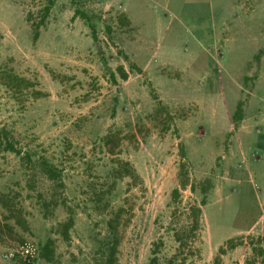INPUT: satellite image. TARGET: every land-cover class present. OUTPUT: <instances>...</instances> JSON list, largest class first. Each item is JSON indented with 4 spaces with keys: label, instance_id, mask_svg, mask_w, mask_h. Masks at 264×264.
Listing matches in <instances>:
<instances>
[{
    "label": "rangeland",
    "instance_id": "obj_1",
    "mask_svg": "<svg viewBox=\"0 0 264 264\" xmlns=\"http://www.w3.org/2000/svg\"><path fill=\"white\" fill-rule=\"evenodd\" d=\"M48 1L0 0V264H102L110 219L115 264H264V0Z\"/></svg>",
    "mask_w": 264,
    "mask_h": 264
},
{
    "label": "trees",
    "instance_id": "obj_2",
    "mask_svg": "<svg viewBox=\"0 0 264 264\" xmlns=\"http://www.w3.org/2000/svg\"><path fill=\"white\" fill-rule=\"evenodd\" d=\"M53 4H54V0H49L47 4H45L41 8L40 11L42 14V17H41L42 24L45 23L46 18L50 14ZM75 13L77 15H81L83 18L87 20L92 19V17L89 14H87L81 9H77ZM98 21L102 23V18H99ZM39 27L40 25L38 26V28ZM35 35L36 36L39 35V30L36 31ZM1 152H13L18 155H21L22 153L21 149L18 148L16 145V141H15L13 134L5 126H0V153ZM25 154L30 161H33L31 154L29 152H26ZM37 161L40 162L39 160ZM46 171L50 178H55L56 176L60 175V173L57 172V169L53 164L48 165V167H46ZM127 175H132V174L128 173ZM4 198L5 196L1 195L0 197L1 201H3ZM195 209H196L197 214L201 213L200 208H195ZM10 226L12 225H10V223L8 222V216L0 215V231L3 230V228L4 229L9 228ZM108 231H109V234L103 240H101V248H102L101 250L103 252L102 253V259H103L102 264H115L116 252H117L116 249L119 243V235H118L117 228L113 225L112 219L109 220V230ZM49 254H50V251L48 249V246L44 247L42 251V255L45 256L49 260L50 259ZM155 264H159L157 259H155ZM165 264H183V263L181 260H178L176 258H169L165 262Z\"/></svg>",
    "mask_w": 264,
    "mask_h": 264
},
{
    "label": "built area",
    "instance_id": "obj_3",
    "mask_svg": "<svg viewBox=\"0 0 264 264\" xmlns=\"http://www.w3.org/2000/svg\"><path fill=\"white\" fill-rule=\"evenodd\" d=\"M6 264H40L39 250L33 242L23 244L6 250L2 255Z\"/></svg>",
    "mask_w": 264,
    "mask_h": 264
}]
</instances>
